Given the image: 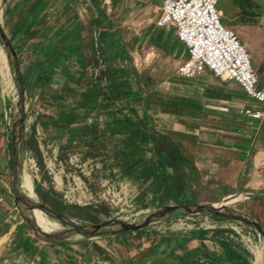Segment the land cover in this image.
Returning <instances> with one entry per match:
<instances>
[{
	"label": "rangeland",
	"instance_id": "374dc122",
	"mask_svg": "<svg viewBox=\"0 0 264 264\" xmlns=\"http://www.w3.org/2000/svg\"><path fill=\"white\" fill-rule=\"evenodd\" d=\"M44 1L45 5L50 2V0ZM158 1L153 0V2H149V5H152L156 10V7L159 6ZM242 2L243 0H219L218 8L222 12L223 25L236 32L242 44L247 48L254 67L255 59L251 54L258 51L256 45L258 46L261 40L258 36L264 34V28L260 29L259 27H264V24H253V22L264 17V0H250L254 9L252 13L246 11L247 14L243 13V9L239 6ZM51 3L48 5L50 8L45 10L47 14L46 26L50 25L52 29L54 26L60 27L61 20L73 16L74 21L78 20L83 25L84 36L79 43L83 44L81 46L84 48V52L90 53L89 38H92L93 32L90 37L85 32L88 23L95 16L91 9L93 3L88 0H51ZM95 3L98 4L99 11L107 13L118 25L125 40H129L132 36L133 15L142 8V5L146 4L142 0H117L115 6L110 0H96ZM159 3L162 4V0ZM247 21L250 24H246ZM7 29L5 28V31ZM56 37L59 38L58 35ZM78 47L77 52H80V46L78 45ZM74 49H76L75 46ZM140 54L143 55V52ZM17 56L22 58L21 70L23 71L30 62L31 54L24 50ZM92 67L94 64L82 69L77 62L72 61L70 65V68L74 70L72 77L78 82L67 84L55 82L50 85L49 89L43 88L41 84H30L27 90L25 88L22 105L19 101L20 90L16 85L13 63L7 56L4 43L0 39V212H7L8 209H11L15 217L11 218L12 221L19 222L11 232L12 241L16 239L19 242L18 248L8 252L14 255V252L17 251L20 256L3 260L9 264H47L41 261L42 259L47 260L48 264H69L67 257L76 258L74 253L79 254L78 252L84 249L77 245L83 242L91 243L90 253L94 255L95 260L102 251L94 246V243H97L104 249L103 252L107 253L105 257L110 255L124 264L123 261L131 260L133 262L134 259H138L142 254L148 252V247L154 245L160 233L181 232L196 225V215L173 212L167 217L155 220L152 224H144L134 229L122 228V225L111 226L107 234L87 238L76 229V226L93 229L97 224L73 217L75 213H78L77 209L71 206L66 208V214L61 219L48 213L44 214L39 209H33L36 222L46 231L63 236L70 232L68 229H73V235L68 238L71 240L62 242L56 240L63 239L59 236L49 237L38 232L31 225L33 221L31 219L29 221L25 216L30 213L31 209L22 197L15 193L14 162L11 160L12 151L9 146L10 140H12L13 126H17L23 114L24 129L18 144L19 149L22 150L19 158L22 170H20L18 188L16 189L19 194L30 193L37 200V191L39 190L44 194L46 204L51 206L53 201H60L67 205L105 206L109 209L110 214L100 213L102 222L118 218L125 223L133 221L143 223L147 213L158 209L157 206L168 205L142 207V202L137 197L144 190L147 191L146 187L150 178H146V171L142 166L137 171L139 178H132L131 175L125 173V169L140 156H144L147 150L143 148L138 151L135 148L133 136L130 137L129 133H122L126 132L125 128L109 124L106 120L108 115L97 116L95 110L87 113V108L84 105L86 97L93 94L98 95L96 100L102 103L104 97L99 94H110L109 92H111L107 82L96 83L97 85L88 88L84 86L85 83L96 77ZM176 68L177 65L170 60H158V63L149 72L152 77L148 76L152 83L150 89H157L160 94L169 97L177 94L178 91L171 90L169 87L173 89L174 85L172 84L174 83L175 85L180 84L181 87L177 86V88L183 89L188 82L177 80L176 75H171L175 70L177 71ZM255 69L260 75L257 67ZM76 72H83L81 79H78ZM134 107L141 114L138 102L134 103ZM128 108L126 107V111ZM151 114L157 120L155 125L159 128L161 115L156 116L158 112ZM59 115L64 119L70 115V123L67 126L61 124L59 127L53 126L54 123H47V128H44L38 121L39 116H51L56 120ZM119 116L121 117V115ZM235 117L239 119V122H236L239 126L248 121L237 113L234 114ZM95 119H97V125H94ZM33 128H35L34 139L41 153L43 167L39 166L32 152L26 148V142L30 140ZM114 144L122 149H128V154H124L116 160L113 155H110L115 149ZM255 149L256 142H254L251 152L254 153ZM259 165L260 172L264 165ZM255 173L258 171L255 170ZM27 174L29 181H25ZM260 179H264V173L257 177H251L252 185L234 189L232 196L239 194H243V196L224 205L254 219H260L262 214L264 220V198H262L264 197V184H261ZM207 188L203 189L198 202L220 205L226 200L218 199L212 192L207 191ZM28 189L31 191L29 192ZM196 190H199V187H196ZM204 190L207 191L208 196ZM145 197L147 200L151 199L150 189ZM197 220L200 221L199 223L208 221L211 223L212 226L206 227L207 224H203V226L212 231V236H222L223 234L219 232L220 229H225L226 235L232 233L230 237H233L232 245L235 246L233 253L226 251L227 244L230 245L229 242L224 240L220 242L219 238L206 242L214 249V255L219 264H259L262 253L264 257V237L251 225L212 214L208 218L201 217ZM220 225L224 226L217 228ZM240 229L245 236H241ZM155 232L157 234H154ZM72 245L78 247L73 253L74 247L70 248Z\"/></svg>",
	"mask_w": 264,
	"mask_h": 264
},
{
	"label": "crops",
	"instance_id": "0c3cea01",
	"mask_svg": "<svg viewBox=\"0 0 264 264\" xmlns=\"http://www.w3.org/2000/svg\"><path fill=\"white\" fill-rule=\"evenodd\" d=\"M34 1L31 0L29 5ZM90 1L93 3L91 9L95 16L88 23V28L85 32L89 37L93 32L92 38H89L91 52H84L83 47L81 50V55L87 60L85 69L87 66L94 64L92 69L96 75L95 80L102 83L106 82L102 75L108 68L126 66L128 67L127 73L129 74L130 88L133 92L139 91V94L144 98H147L150 94H155L160 98L158 103H151L149 109H146L142 102L138 101L141 114L134 107L136 102L133 103L135 111H132L131 107L126 111V105L123 104L122 100L115 102L116 109L117 107H123L124 112L136 122H139L144 115H148L149 120L145 126L144 133L151 138L160 134L170 137L178 145L180 151L194 161L199 171L200 180L199 184L196 183V187H201L202 189L208 187L207 191L212 192L214 196L216 195V190L221 189L220 193L222 194L218 199L229 197L234 189L252 185L250 183L251 177L263 175L264 166L261 167L259 172V164L264 165V119L254 120L241 116L237 111L244 106H249L256 110H264V106L252 101L236 82L217 78L209 71L194 79H186L178 74V67L188 57V52L186 46L179 41L174 28H159L155 24V20L161 13L163 0L162 4L159 3L161 0L158 1L159 6L156 7V10L152 5H149V2H153V0H142L146 4L142 5V8L132 17L134 28H131L132 36L129 40L123 38L118 25L105 13L106 22L110 21L114 24L112 31L116 35L115 40L117 41L114 47L107 45L102 40V32L106 29V23L97 22V13L100 11L98 10V5L95 4L96 0H88V2ZM110 1L113 6L117 4V0ZM50 3L51 0L35 20H30V17H34L35 13H32V11L31 14L29 13L25 0H1L0 24L17 55L27 50L31 54L30 61L34 60L41 54L43 43L46 42L45 39L50 38L57 32V27L54 26L53 29H50V25L46 26L45 23L47 18L45 10L50 8L48 6ZM245 5L243 13L247 14L245 11L249 9V4L245 3ZM39 17H41V20H39ZM263 18L257 19L258 21L253 22V24H264ZM74 20L75 18L71 16L61 20V23L67 25L65 27L66 30L67 28L71 29L73 24H77L78 41L81 42L84 36L83 25L78 20ZM62 24L59 22V26ZM246 24H250L249 21ZM5 28H8L9 34L5 31ZM258 37L261 38L258 46L256 45L258 51L253 52L251 56L255 59L254 68L257 67L260 71V75L258 74L260 78L259 88L264 91V34ZM101 42L104 48L103 51L100 49ZM20 44L22 45L21 48L19 47ZM81 45L83 46L82 43ZM119 46L124 48L128 58L121 60L117 52ZM115 47H117L116 50L114 49ZM5 50L7 51V56H9L6 46ZM140 52H143V55ZM17 58L18 61L21 59V62H23L21 57L17 56ZM160 59L174 62L177 65V71L175 70L171 75H176L177 80L188 82L183 89L177 88V86L181 87V85H175L174 83L172 84L174 85L173 89L169 87L171 90L181 91V94L177 92L174 96L169 97L160 94L157 89H150L152 83L148 78L150 76L149 72ZM72 61L76 62L75 59L71 58L68 64L69 67ZM19 64L21 68V63L19 62ZM23 71L21 70V73ZM152 112H158L156 116L161 115L159 128L155 125L157 120L153 118ZM235 113L248 119V121L241 123L240 126L237 125L236 122H239V119L238 117L234 118ZM254 142H256V149L252 153ZM147 150L149 149L147 148ZM255 170L258 173H255ZM25 181H29L28 174L25 177ZM259 181L264 184V179ZM204 191L208 196L207 191ZM195 215L196 225L193 228L181 232H169L168 234L160 233L154 245L148 247V250L151 251L150 253L142 254L138 259H134L133 262L131 260L123 261L124 264H185L181 257L193 249L200 248L202 244H205L209 250L214 251L206 243L208 240L213 241L210 236L212 231L206 228L212 226L211 223L209 221L199 223L200 221L197 220L201 219V217L208 218L211 214L202 213ZM12 217L15 218L11 209H8L7 212H0V261L10 257L16 258L17 255L20 256L17 251L14 252V255L8 252L18 248L19 244L18 240L14 239L12 241L11 239V232L19 223L12 221ZM256 220L264 228L262 214L260 219ZM203 224H207L206 227ZM203 229L209 230L207 234L209 236H199L200 231ZM194 231L197 233L196 237L186 236L187 233ZM154 234L157 233L155 232ZM77 246H82L84 249L78 252L79 254L74 253L76 258L67 257L69 264L122 263L114 257H110V255L105 257L107 253L103 252L104 249L95 260L94 255L90 253L89 247L92 246L91 243L83 242ZM77 246H70V248L74 247L72 253L78 248ZM195 258L202 264H219L211 255L204 252H201ZM188 259H192V257L189 256ZM196 260L192 264H196ZM41 261L48 264L45 259Z\"/></svg>",
	"mask_w": 264,
	"mask_h": 264
},
{
	"label": "trees",
	"instance_id": "16d2710c",
	"mask_svg": "<svg viewBox=\"0 0 264 264\" xmlns=\"http://www.w3.org/2000/svg\"><path fill=\"white\" fill-rule=\"evenodd\" d=\"M25 1L27 2L29 13L31 14V11L32 13H35L34 17H30V20H35V18L43 12L46 6L44 0H35L30 5L29 2L31 0ZM245 2L249 4V9L247 11L252 13L254 8L252 7L250 0H243L239 6L244 9L246 7ZM96 5L95 7H97ZM103 17H106L104 11L97 13V22L106 23V29H104L102 32V40L106 42L107 45L114 47L117 42L115 40L116 35H114V32L112 31L114 24L110 21L106 22V19ZM66 26L67 25L63 24L60 25V27H57L56 33H54L50 38L45 39L46 42L43 43L41 54L34 60L30 61L26 69L23 71L22 78L26 90L30 84L34 83L41 84L43 88L49 89L50 85L55 82H62V84L78 82L72 77L74 70L68 66L70 59H75L82 69L86 67L87 60L83 57V55H81V51L77 52V49H79L78 45L82 50V46L78 41V25L73 24L71 29L67 28V30L65 29ZM57 34H59V38L56 37ZM74 46L76 49H74ZM19 47L21 48L22 45L20 44ZM116 48L117 47L114 49L116 50ZM100 49L101 51L104 50L102 42ZM117 52L119 53L121 60L128 58V54L123 47L119 46V48H117ZM19 62L21 63V59ZM127 71L128 67L126 66H119L117 68L110 69L108 68L105 71V73L102 75V78L106 79V82L109 83L111 92H109L110 94H99V96L102 95V97H104L102 103L96 100L98 95L93 94L92 96L86 97L84 105L87 108V113H89V111L95 110L97 116H103V114L108 115L106 116V120H108L109 124H116L118 128H125L124 130L126 132L122 133H129L130 137L133 136L135 148L138 149V151L143 148L146 150L147 148L149 149L146 151L144 156H140L139 159H136L130 163L127 169H125V173L131 175L132 178H139L137 171L139 167L142 166L146 171V178H150L149 184L146 187L147 191L144 190L137 197L139 200H141L143 208L160 204L182 205L197 203L199 201V197L202 195L203 189L200 187L199 190H196V183L199 184L200 180L199 171L194 161L184 155L180 151L178 145L170 137L160 134L157 137L151 138L150 136L146 135L144 132L147 121L149 120L148 115H144L145 117L143 116L142 119L140 118L139 122H136L131 116H128L124 112L123 107H117L116 109L115 102L117 100H122L126 107H131V110L134 109V102L140 101L146 109H149L151 103L155 104L160 101L159 97L156 99L157 96L155 94H150L147 98H144L139 94V91L133 92L130 88L128 80L129 74ZM77 74L78 79H81L83 72ZM96 83L99 84L100 82H97L95 79H91L88 83H85L84 86H87L88 88L95 85ZM119 115H121V117ZM38 121L42 127L47 128V123H54L53 126L58 127L61 124L62 126H67L71 119L70 115L67 116L66 119L61 118L59 115L56 120L51 116H39ZM94 125H97V119H95ZM34 133L35 128L32 129L30 140L26 142V148L32 152L39 166L43 167L41 153L34 139ZM9 146L11 148L10 150L12 151V140H10ZM114 147L115 149L110 153V155H113L116 160L120 159L122 155L128 154L129 152L128 149H122L121 147L116 146V144H114ZM148 188L152 193V197L151 199L147 200L145 196L148 194ZM220 190L221 189H217L215 194L221 196L222 193H220ZM226 190L228 191V189ZM37 196L43 204L47 205L56 212L66 214V208L71 206L78 211V213H75L73 217L84 221L94 222L96 224L103 223L99 215L100 213L104 212L106 214H110L109 209L105 206L95 207L94 205H67L66 203L62 204L60 201H53L51 206L46 204L47 202L45 200L44 194L39 190L37 191ZM215 216L223 217L219 215ZM209 230H201L199 236H209L207 235ZM219 232H221L223 235L221 234L222 236L215 237L212 236V234L210 236L213 238V240L219 238L220 242H222V240L229 242L230 245L227 244L228 248L226 251L233 253L235 246L232 245L234 243L233 237H230L232 233L230 235H226L225 229H220ZM188 235L196 237L197 233L194 231L186 234V236ZM94 246L96 249L103 250L97 243H94ZM150 252L151 251L149 250L145 253L147 254ZM201 252L211 255L214 260H217L214 255V251L209 250L205 244H202V246L198 249L191 250L188 254L182 256L181 259L185 264H192L193 261L196 260L195 257ZM189 256H191L192 259H188ZM196 264L202 263L196 260Z\"/></svg>",
	"mask_w": 264,
	"mask_h": 264
},
{
	"label": "built area",
	"instance_id": "2783aa9c",
	"mask_svg": "<svg viewBox=\"0 0 264 264\" xmlns=\"http://www.w3.org/2000/svg\"><path fill=\"white\" fill-rule=\"evenodd\" d=\"M218 4L219 0H163L155 24L159 28H174L187 48L188 57L177 71L181 77L194 79L209 71L217 78L236 82L252 101L264 106V91L259 88L260 78L250 54L236 32L223 25ZM237 112L254 120L264 119V110L249 106ZM240 234L245 236L242 229Z\"/></svg>",
	"mask_w": 264,
	"mask_h": 264
},
{
	"label": "water",
	"instance_id": "95a60500",
	"mask_svg": "<svg viewBox=\"0 0 264 264\" xmlns=\"http://www.w3.org/2000/svg\"><path fill=\"white\" fill-rule=\"evenodd\" d=\"M0 39L4 43V46H6V48L8 49L9 57L11 59V62L13 63V67H14V71H15L16 85H17L18 89L20 90V92H19L20 100L19 101L23 105V96H24V92H25V86L23 84V78H22L20 64H19V61L17 58L16 51H15L13 45L11 44L10 40L8 39V37L5 35V33L3 31V27L1 26V24H0ZM20 119H21L20 122L17 124V126L14 125L13 130H12V160L14 162L13 163V170H14L13 171V184H14L15 193L18 194V196L20 195V197H22L24 202L30 207L31 210H30V213L28 214L29 216L28 215H25V216L28 218L29 221H30V219L33 221V223L31 225L38 232H41L43 235H47L49 237L59 236L60 238H63V239H56V240H59L62 242L71 240L68 238H71V236L73 235V233H72L73 229H68V231H70V232L66 235H63V236L59 235L57 233H50V232L46 231L45 229H43L42 226L36 222V219L33 215L32 210L36 208V209H39L44 214L48 213V214L53 215L55 217H58L60 219L63 218L64 214H61L59 212L54 211L53 209H51L47 205L43 204L39 198H37V200L34 199L29 193L19 194V192L16 191V189L18 188L17 186H18V180L20 177V170H22V164L20 163V160H19V158L21 156L20 151H22V150L19 149L20 146H18V144L20 143L21 133L24 129V120H23L24 114L21 116ZM231 196L232 195H230L227 198H230ZM227 198H225V199H227ZM157 208L158 209L147 213L143 223H135L134 221L125 223V221H122L118 218H114L111 221L107 220L101 224L95 225L93 227V229H89L87 227L81 228L79 226H76V229L79 232L83 233V235L85 237L90 238L92 236L107 234L109 231V228L111 226L122 225V228L134 229V228L141 227L144 224H152L155 220H159L163 217H167L173 212H180V213H185V214H189V215L209 213L212 215L223 216L225 218L232 219V220H235V221H238L241 223L249 224L252 227H254L264 237V228L261 226V224L258 222V220L254 219V218L246 217V216L240 214L239 212H237L236 210L230 209L229 207H227V205H223V204L214 205L211 203L198 202V203L182 204V205H172V204L162 205V206H157ZM29 223H31V222H29Z\"/></svg>",
	"mask_w": 264,
	"mask_h": 264
},
{
	"label": "bare ground",
	"instance_id": "6f19581e",
	"mask_svg": "<svg viewBox=\"0 0 264 264\" xmlns=\"http://www.w3.org/2000/svg\"><path fill=\"white\" fill-rule=\"evenodd\" d=\"M29 190V189H28ZM31 191V189L29 190V192ZM32 193V192H31ZM30 194V193H29ZM31 195H33V194H31ZM243 196V194H239V195H237V196H231L230 198H228V199H226L222 204L224 205V204H226L227 202H230V201H233V200H235V199H238V198H241ZM259 264H264V257H263V253H262V255H261V257H260V262H259Z\"/></svg>",
	"mask_w": 264,
	"mask_h": 264
}]
</instances>
